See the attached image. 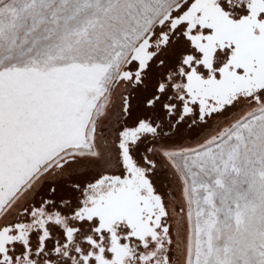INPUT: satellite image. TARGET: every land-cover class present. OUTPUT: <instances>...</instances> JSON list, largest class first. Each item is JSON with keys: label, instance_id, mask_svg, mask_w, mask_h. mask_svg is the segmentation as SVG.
<instances>
[{"label": "snow or ice", "instance_id": "6c2138e0", "mask_svg": "<svg viewBox=\"0 0 264 264\" xmlns=\"http://www.w3.org/2000/svg\"><path fill=\"white\" fill-rule=\"evenodd\" d=\"M0 264H264V0H0Z\"/></svg>", "mask_w": 264, "mask_h": 264}]
</instances>
